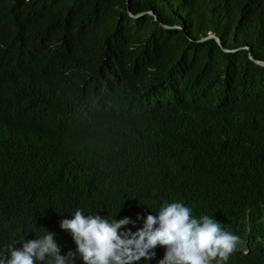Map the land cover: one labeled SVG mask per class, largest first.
Segmentation results:
<instances>
[{"label":"trees","instance_id":"obj_1","mask_svg":"<svg viewBox=\"0 0 264 264\" xmlns=\"http://www.w3.org/2000/svg\"><path fill=\"white\" fill-rule=\"evenodd\" d=\"M245 46L264 61V0H0V256L48 231L75 252L76 210L135 232L182 201L240 237L227 264H264V66Z\"/></svg>","mask_w":264,"mask_h":264},{"label":"clouds","instance_id":"obj_2","mask_svg":"<svg viewBox=\"0 0 264 264\" xmlns=\"http://www.w3.org/2000/svg\"><path fill=\"white\" fill-rule=\"evenodd\" d=\"M137 220H143L142 228L122 232L136 222L76 210L73 219L61 221L77 246L75 252L61 255L55 234L48 231L40 238L13 241L0 264H75L77 254L83 264H140L154 259L158 246L165 248L158 264H227L241 243L215 217L197 218L182 201H165L155 215H138Z\"/></svg>","mask_w":264,"mask_h":264},{"label":"water","instance_id":"obj_3","mask_svg":"<svg viewBox=\"0 0 264 264\" xmlns=\"http://www.w3.org/2000/svg\"><path fill=\"white\" fill-rule=\"evenodd\" d=\"M143 13H150V14H152V11L142 12V13H138V14H132L131 12H129V15H131V16L134 17V18H138V17H140ZM163 26H164L165 28H178V27H179V26H177V25H172V26H170V25H164V24H163ZM208 38H214L215 41H216V43H217L219 46H221V47L223 48L224 51H234V50H235V49H226V48H224V47L222 46V44H221V40H220V38H219L215 33H212V32H209L206 36H204V37L198 39V41H204L205 39H208ZM243 48L248 49V57H249V59L253 60L255 63H257V64H259V65H263V66H264V61H263V60H258V59H254V58H253L252 53H251L249 47H246V46H245V47H243Z\"/></svg>","mask_w":264,"mask_h":264}]
</instances>
